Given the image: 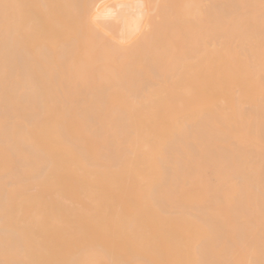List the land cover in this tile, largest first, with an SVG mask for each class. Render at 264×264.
<instances>
[{
  "label": "bare ground",
  "instance_id": "bare-ground-1",
  "mask_svg": "<svg viewBox=\"0 0 264 264\" xmlns=\"http://www.w3.org/2000/svg\"><path fill=\"white\" fill-rule=\"evenodd\" d=\"M0 264H264V0H0Z\"/></svg>",
  "mask_w": 264,
  "mask_h": 264
}]
</instances>
